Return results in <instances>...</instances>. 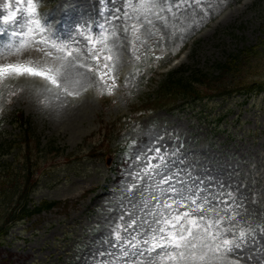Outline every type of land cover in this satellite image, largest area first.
Returning <instances> with one entry per match:
<instances>
[{
  "label": "rangeland",
  "instance_id": "1",
  "mask_svg": "<svg viewBox=\"0 0 264 264\" xmlns=\"http://www.w3.org/2000/svg\"><path fill=\"white\" fill-rule=\"evenodd\" d=\"M176 2L141 6L132 0L129 7L127 0H41V32L22 22L26 0H0V62L47 60L63 65L62 72H80L70 88L77 96L29 77L0 87L2 174L22 156L5 145L19 140L12 120L22 111L40 146L52 140L64 151L54 160L53 153L33 154L40 167L32 199L67 202L13 225L0 241V264H149L147 253L132 255L131 244L127 256L113 248L117 234L120 245L146 247L143 233L153 214L190 211L192 199L207 200L212 210L204 215L217 223L203 237L205 245L191 251L197 259L167 264H264V92L179 101L172 111L144 104L167 66L207 72L245 45L258 51L263 67L254 78L264 82V0H204L195 12L187 4L168 11ZM107 129L101 146L99 132ZM162 175L169 183H160ZM170 185L189 198L186 208L163 207L162 190ZM6 207L0 206V216ZM217 231L240 244L227 258L211 251Z\"/></svg>",
  "mask_w": 264,
  "mask_h": 264
},
{
  "label": "trees",
  "instance_id": "2",
  "mask_svg": "<svg viewBox=\"0 0 264 264\" xmlns=\"http://www.w3.org/2000/svg\"><path fill=\"white\" fill-rule=\"evenodd\" d=\"M223 58L213 61L210 65L213 69L207 72L187 69L184 66L170 71L156 90L153 99L155 102L152 104L156 107L172 109L178 100L201 101L204 97H226L235 93L251 95L264 90V82L254 78L255 71L263 65L253 45H245ZM186 72L189 73L185 74ZM15 122L20 127L24 125L22 142L15 144L18 147L17 157L19 154L22 157H18L19 160L13 163L15 168L10 172L7 180L1 178L0 174V196H3L0 199V206H8L4 208L0 216V241L18 220L30 217L54 204L52 201H42L39 206L28 207L31 201L30 195L37 183L34 180L32 168L38 164L40 152L45 151L51 154L58 149L53 141L40 148V142L37 138L33 140L31 126L26 123L28 121L22 112L15 114ZM13 144L10 142L7 145L11 148ZM34 153L40 157L34 158Z\"/></svg>",
  "mask_w": 264,
  "mask_h": 264
},
{
  "label": "snow or ice",
  "instance_id": "3",
  "mask_svg": "<svg viewBox=\"0 0 264 264\" xmlns=\"http://www.w3.org/2000/svg\"><path fill=\"white\" fill-rule=\"evenodd\" d=\"M21 3H24V0H20ZM204 0H177L176 3L170 4L168 11L172 10V7L177 9H184L185 4L188 8H192L193 12L197 7H200ZM41 3V0H26V13L22 18L23 23H28L35 26V29L43 32L44 28L42 27L40 20L38 18L37 9ZM128 6L132 7V0H127ZM141 6L144 4L155 5L157 0H140ZM186 10V9H185ZM151 23V21H149ZM135 27V26H134ZM32 28H29V31H32ZM15 34V33H13ZM3 35V33H0ZM89 39H91L89 37ZM46 43V41H41ZM53 47H57L53 45ZM63 48H57V51H63ZM19 51V50H17ZM72 53L69 52L68 56H71ZM5 56L4 52H0V57ZM108 60H112V57H107ZM159 59V57L157 58ZM84 67V65H79ZM63 67V65H61ZM61 67H53L47 60L41 61H19L16 62H0V87H2L7 81L16 80L21 77L29 78H41L48 83H50L54 88H62V90L68 96H77L78 92L71 91L73 83H79V81H74L70 72H62ZM75 67V65H73ZM107 67V66H105ZM88 71H92L91 68ZM63 77V84L60 82V78ZM103 80V76H101ZM113 87L115 86V81H113ZM108 94L111 95V89H109ZM3 93L0 92V96ZM170 177L162 175L160 183H169ZM164 193L163 197V207L165 209H172L173 204L179 205L180 207H187L184 203L187 199L182 192V190H177L174 186H171L168 189L162 190ZM169 193H174L175 196L169 195ZM191 203L196 205L195 208L190 211H185L183 213L169 211L167 213L161 211L158 214H153L156 218L152 223H148V228L144 230L142 243L146 246L141 248L139 244H132L131 241H126L125 244L120 245L119 242L121 237L117 234L116 243H113L111 246L113 248L120 247L122 255H129L128 252L124 251V248L128 244H131V247L135 249L132 253L133 256L143 257L147 253L149 256V264H167V261H176L192 259L195 260L197 257L195 255H190L192 250H195L198 246H204L205 240L204 236H209V233L217 221L208 223L210 217H206L204 214L211 211L210 207H207L208 201L205 200L202 204H197L196 199H192ZM199 213L200 215H196ZM203 229V231H201ZM244 233L240 235V240L243 241ZM211 239H214L217 243L214 248L211 249L213 252L222 251L225 258L227 255L233 251L234 248H239L240 244H237L234 240H229L227 238H221L219 231L216 233H211ZM135 239V238H133ZM155 253V255H152ZM109 255H115L114 253H108ZM104 255V253H100ZM200 260H204L205 256L201 255Z\"/></svg>",
  "mask_w": 264,
  "mask_h": 264
},
{
  "label": "bare ground",
  "instance_id": "4",
  "mask_svg": "<svg viewBox=\"0 0 264 264\" xmlns=\"http://www.w3.org/2000/svg\"><path fill=\"white\" fill-rule=\"evenodd\" d=\"M70 73L72 75V78L79 79L80 72L78 70H76L75 68H73Z\"/></svg>",
  "mask_w": 264,
  "mask_h": 264
}]
</instances>
